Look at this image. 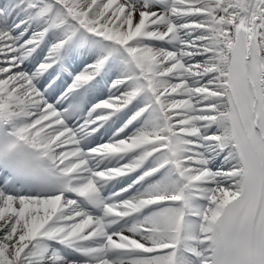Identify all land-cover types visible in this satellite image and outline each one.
I'll use <instances>...</instances> for the list:
<instances>
[{
  "label": "snow or ice",
  "instance_id": "1",
  "mask_svg": "<svg viewBox=\"0 0 264 264\" xmlns=\"http://www.w3.org/2000/svg\"><path fill=\"white\" fill-rule=\"evenodd\" d=\"M0 264H264V0H0Z\"/></svg>",
  "mask_w": 264,
  "mask_h": 264
}]
</instances>
